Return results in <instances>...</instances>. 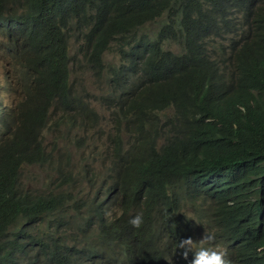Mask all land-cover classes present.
Returning a JSON list of instances; mask_svg holds the SVG:
<instances>
[{
  "label": "trees",
  "instance_id": "trees-1",
  "mask_svg": "<svg viewBox=\"0 0 264 264\" xmlns=\"http://www.w3.org/2000/svg\"><path fill=\"white\" fill-rule=\"evenodd\" d=\"M155 21L154 35L140 33ZM0 24L9 58L22 73L21 91L46 94L49 102L56 95L83 101L72 94V75L103 71L104 54L116 43L122 66L109 67L108 81L127 84L130 104L121 112L140 130L169 137L155 159L132 163L120 156L115 186L126 195L123 213L107 232V254L93 260L106 264L119 252L129 264L162 263L152 220L146 225L151 237L136 235L140 227L128 223L129 211L139 206L144 220L148 205L161 204L168 186L184 181L181 194L212 197L220 226L214 240L226 246L233 264H264V250L258 251L264 184L257 202L245 201L250 175L264 180V0H0ZM49 109L35 114L38 123ZM158 214L176 242L182 220L169 209ZM6 220L0 211V228ZM75 250L66 264L89 252L78 244ZM53 254L65 258L63 248ZM0 264H11L1 246Z\"/></svg>",
  "mask_w": 264,
  "mask_h": 264
},
{
  "label": "clouds",
  "instance_id": "clouds-1",
  "mask_svg": "<svg viewBox=\"0 0 264 264\" xmlns=\"http://www.w3.org/2000/svg\"><path fill=\"white\" fill-rule=\"evenodd\" d=\"M224 54L229 57V49ZM111 66L106 63L103 71L91 70L100 81L104 76L105 91L82 89L79 81L83 79L75 76L72 94L79 92L83 101L70 98L66 102L56 95L49 102L46 94H24L22 73L9 58L7 35L0 24V70L5 79H0V211L7 216L0 228V246L11 264H66L74 257L77 244L89 252L75 264H101L91 257L107 254L103 243L123 213L126 199L115 186L120 156L126 154L136 163L166 152L169 137L146 127L140 130V123L121 112L130 104L128 87L122 78L113 85L108 81L112 80ZM46 107L49 115L38 123L35 114ZM170 113H160L161 122ZM106 137L109 145L103 142ZM65 145L72 150H60ZM250 176L245 201L257 202L264 180ZM26 177L29 184L24 187ZM72 179L77 185L69 189ZM6 181L11 182L10 188L1 186ZM183 182L169 185L161 204L148 205L144 220L141 208L133 206L128 223L140 227L136 235L149 238L152 234L146 225L152 220L162 254L160 264H233L226 246L214 240L220 226L217 206L209 207L212 197L203 192L181 194ZM160 207L182 220V235L176 242L158 214ZM260 221L264 223L262 215ZM197 235L202 237L201 246L192 248ZM58 248L64 249L65 258L53 254ZM263 250L264 246L258 249ZM116 255L117 260L106 264H129L123 254Z\"/></svg>",
  "mask_w": 264,
  "mask_h": 264
},
{
  "label": "rangeland",
  "instance_id": "rangeland-1",
  "mask_svg": "<svg viewBox=\"0 0 264 264\" xmlns=\"http://www.w3.org/2000/svg\"><path fill=\"white\" fill-rule=\"evenodd\" d=\"M158 23L157 21L153 22V23H148L146 25H144L142 27V29L140 30V33H146V34H150V35H154L156 33V30L158 28ZM79 47V46H78ZM171 47L175 50H179V47H178V44L176 43H173L171 44ZM74 49L77 48V46L74 44ZM105 60L107 61V63L109 65H114V66H120L122 64V59H120V55L118 53V49H117V44L115 43L112 47H111V50L109 52L106 53L105 55ZM75 74L78 75V77L82 78L83 80L82 81H79V84H80V87L83 89H87V90H97V91H105L107 90V85H106V82H105V78L104 76L102 77L101 81L98 80V76L96 74H92L91 73V69L90 68H85L83 70H79L78 72H76ZM73 74L72 75V79H76V75ZM104 75V73H103ZM0 79L5 82V79H4V73L2 70H0ZM102 87V88H101ZM92 134V132H91ZM104 143H106L107 145H109L108 143V137L104 138L103 140ZM89 145H91V143H89ZM60 150L62 151H70L72 150L70 147H68L67 145L63 146L60 148ZM91 163L95 162L94 159H91L90 160ZM97 164H99L97 162ZM29 184V178L26 177V183L23 184L22 186H27ZM77 185V182L75 179H72L71 182H70V186H69V189H72L74 188L75 186ZM70 213H73L72 210H70ZM63 232V231H60V233ZM201 236L197 235L193 238V241H192V248H197L198 246H201L200 245V240H201Z\"/></svg>",
  "mask_w": 264,
  "mask_h": 264
}]
</instances>
